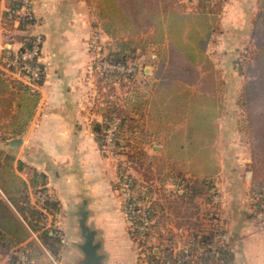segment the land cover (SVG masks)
I'll return each mask as SVG.
<instances>
[{"label": "crops", "instance_id": "crops-1", "mask_svg": "<svg viewBox=\"0 0 264 264\" xmlns=\"http://www.w3.org/2000/svg\"><path fill=\"white\" fill-rule=\"evenodd\" d=\"M6 9L7 0H0V29ZM32 10L41 25L20 29L13 21V31L19 36L4 44L0 41L1 59L20 48L19 37L37 31L44 35L40 99L25 133L19 136L20 146H8L6 154L14 155V166L23 163L17 173L27 183L41 173L44 183L39 182V187L57 196L54 212L42 208V203L37 206L47 216L45 227L51 225L50 234L59 239L57 257L53 256L58 264H85L91 249L100 264H147L150 250L157 256L161 249L148 243L141 250L132 237L113 188L117 170L103 157L104 152L96 155L100 147L90 131L91 121L101 120L98 108L88 106L90 42L107 39V35L93 24L96 16L86 0H32ZM257 12V0L223 3L219 41L210 42L218 53L211 54L210 68H201L193 80L153 75L152 50L140 56L147 60L142 70L148 86L144 123L152 133L150 152L161 162L177 165L187 177L212 178L219 214L211 222L229 235L227 264H264V231L249 219L252 191L264 189V151H258L260 139L252 134L259 124L249 119L244 104L247 85L255 84L258 77L246 68H235L239 51L252 42ZM3 46L9 50L5 55ZM260 109L261 105H255V112ZM206 130L214 135L204 142L196 140L194 150L174 149L191 141L184 137L187 132L196 138ZM84 146L91 147L90 153ZM28 194L32 198L31 187ZM168 226L162 227L168 230ZM39 244L46 255L48 250Z\"/></svg>", "mask_w": 264, "mask_h": 264}, {"label": "trees", "instance_id": "trees-1", "mask_svg": "<svg viewBox=\"0 0 264 264\" xmlns=\"http://www.w3.org/2000/svg\"><path fill=\"white\" fill-rule=\"evenodd\" d=\"M31 1V0H30ZM86 0L88 6L94 11L96 24L110 37L105 56L101 60L122 64L132 61L138 52L151 49L154 54L153 75L175 76L180 79L193 80L200 69L210 68V59L206 52L211 34L218 27V16L221 4L226 0ZM26 0H7V9L2 11V17H7L10 22L18 20L22 29L27 21L19 18L17 11L26 4ZM190 3V4H189ZM258 12L251 28L252 42L248 49V58L244 60L246 52L241 50L236 58L237 70L249 68L256 74L258 81L246 87L244 104L248 107V117L252 122L259 124L258 130L253 127L254 138L260 139L261 147L258 151H264V0H257ZM2 55L9 52L3 49ZM7 56V55H5ZM34 80L32 87L22 80L8 75L0 67V138L3 140L23 135L34 117L40 92L38 87L42 85L45 75L44 66ZM133 73L98 70L97 85L107 87L116 96V88L120 87L122 99L119 104L111 96L103 97L104 105L98 111L101 120H92L90 131L100 147H104L105 130L109 124L116 121L112 133L113 151L121 148L132 147L127 137H133L138 149V156L142 157L143 139L149 133L138 129L148 103L147 92H142L134 87L132 90H124L133 82ZM118 86H117V85ZM118 95V94H117ZM255 105H261V109L255 112ZM137 133V136L135 134ZM129 136H127V135ZM126 136V137H125ZM138 138V139H135ZM139 157V158H140ZM138 160V158H137ZM15 157L6 154L0 149V255L8 257L9 262L15 260L14 252L23 251L30 260L37 261L43 255L42 249L23 222L36 233L40 243L57 257L59 239L50 234L52 228L45 227L44 213L30 202L28 187L32 192L43 190L39 187L44 183L43 174H35L34 179L27 183L18 173L23 163L17 162ZM119 167V166H118ZM117 174L124 177V170L118 168ZM127 178H131L130 175ZM190 180V179H189ZM188 178H184L182 196H189L194 186ZM199 183L206 185L212 178H202ZM139 183L132 178L129 186L130 196L124 205V209L131 207L136 212L132 214L135 224L140 222L141 211L146 212L148 218L154 220V224L160 226L155 220L156 210L150 204H145V194H140ZM252 191L251 200L254 197ZM132 193L135 195H132ZM215 206L217 203H213ZM49 212L57 210V202L44 201L41 204ZM215 218H212V221ZM210 227L203 235L204 241L210 242L219 227L210 222ZM145 234V233H144ZM150 235L149 232L146 233ZM170 242V241H169ZM169 244L162 249L166 253ZM227 249L223 252L219 264H227L229 261ZM147 264H157L156 255L152 249L146 256Z\"/></svg>", "mask_w": 264, "mask_h": 264}, {"label": "rangeland", "instance_id": "rangeland-1", "mask_svg": "<svg viewBox=\"0 0 264 264\" xmlns=\"http://www.w3.org/2000/svg\"><path fill=\"white\" fill-rule=\"evenodd\" d=\"M195 1L196 0H190L188 2L195 3ZM31 6H32V3H31ZM222 6L223 4H221L220 13L218 16V27L211 34L210 40L206 47V50L209 49V52L207 51L206 52L208 54L210 61H212L210 58L211 54L218 53L216 51V47L211 45L212 43L210 42H213V40L219 41V37L217 36V34L220 31V27H221L220 24H222V16H221ZM92 22L95 25V23H97L98 21L95 18L94 21ZM2 23L4 24H2L3 28L0 29L1 44H4L5 42H9V39L11 37L19 36V33H16L13 31V26L7 17L2 18ZM41 24L42 22H40V20L33 24L27 23V24H24L26 26L23 27V29L24 28L26 29V27H30V25L32 27H37ZM96 26L98 27L97 24ZM35 34H42V37L44 40L43 33L39 31L31 32L25 36H21L19 37V40L22 39L21 40L22 42L24 41L26 42L31 37H33ZM106 37L107 39H103V40L98 39L97 43L94 42L95 39H93L92 43L90 42V44L92 45H91V48H89V50L92 52V55L91 57H89L88 64H87L88 68H86L87 70H89L87 73L86 86H87V97H88V102H89L88 106L92 108V110H95V107L96 109L97 108L99 109L100 106L104 105L103 97H106V96H111V98L115 99L119 104H121L122 102V100H120L122 98L116 97V96L123 94L120 87H115L116 88V96H115L114 94H112L110 90H108L107 87H100L99 89L97 85L98 70L95 69L94 66H95V63L101 60V58L105 56L106 54L108 43L111 41L109 36H106ZM6 47L8 48L9 45H7ZM3 48L4 46L1 47V49ZM248 49H249V43H247L242 48V51L246 52L245 54H247V55H244V60L248 58ZM147 51L149 50L138 52L136 57L132 61H129L127 63L129 65L134 66L135 71L132 76L134 79L133 82L130 83L131 84L129 85L130 87L125 86L124 90H127V88L132 90V88L136 87L138 88V90L142 92H145V91L147 92L148 86L147 84L143 83L144 77H143V70H142V66L147 62V60L145 59L146 58L145 56H142V59L140 58V56L143 53L144 54L147 53ZM236 58H235V62H236L235 68L237 70L238 63H237ZM246 70L248 74L252 71V70L250 71L249 68H246ZM83 78H84V75H83ZM138 129H141L142 131L149 133L148 136H146L142 142L143 144L142 150L144 152L143 155L141 154L142 157L137 155L138 149L134 148V146H136L135 144L136 141L132 139L133 137H127L129 138L128 143L131 144L132 147L129 148L128 146V147L121 148L120 150H118V152H114L113 146H109V144L105 141V138H104L105 145L104 147L99 146L100 149L96 150V155L101 157L100 151L104 152L103 157L109 158L107 162H109L110 164H113L116 170H118V168L121 171L124 170V174H125L124 177L118 176L114 180V184H113V188L118 192V195L120 197L119 206L123 213L125 211L124 205L126 201L128 200L127 193L129 192V186L131 185L132 178H135L136 182H138L140 185L139 186L140 194H145V197H144L146 201L145 204L146 205L150 204L156 210L155 216L157 217L155 218V220L158 222L160 226L169 225L166 234H162L160 230L155 231V233L153 234L150 233L149 236L145 235L144 238H142L141 236L142 234H135V235L131 234L134 240L137 241L138 246L142 248L141 250H143V247L144 246L146 247V244L149 243L151 244L150 246L160 247L162 251V249L165 248L166 244H169V246L174 244V240L171 237L172 231L170 233V226L172 227L188 226V227H193L194 229L200 230L202 232L204 231L207 232V228L211 226L210 220L212 218L218 217L215 214L217 215L219 214L217 210L218 207L213 204L214 201L212 200V196L215 195L217 191H216V186L214 185V183L213 185L215 188L214 189L211 188L212 187L211 180H209V182H207L206 185L203 183H199L201 181L200 179H194L192 177H187L186 175H184L185 171L182 170L181 168H178L177 165L161 162L160 160H158V158L154 157L155 155L152 156V153L150 152L151 150H153V148L151 147L152 133L148 130V127H146V124L144 123V116L141 119V125L138 127ZM211 135H214L212 134V131L206 130L205 132H198V136L196 138H193L192 133L187 132V134H185L184 137L185 139H188L191 137V141H187L188 143L184 144L181 148L177 146V148H174V149L187 150V151L194 150L195 149L194 146H196L194 145V142L196 140L200 142H204V141L211 139L212 137ZM135 136H137V133L135 134ZM135 139H138V138H135ZM9 140L10 139L3 140L0 138V149L4 151L10 150V148H8V146H10L8 145ZM176 145H177V142H176ZM11 148H15V147H11ZM84 149L88 153H90L91 147L84 146ZM78 154L81 155V153H78ZM91 154H94V152H92ZM128 175H130L131 178H127ZM184 178H188V180L190 179L189 181H191V183L193 184L195 188L193 189L192 193H189L191 195V198L189 196L181 195L183 192L181 191L182 190L181 186L184 185V181H183ZM205 178H208V177H205ZM40 191H44V192L47 191L54 199L51 202H58L57 196L53 191L45 189V188ZM37 192L38 191L36 190V192H33V194L35 195ZM132 195H135V193L134 194L132 193ZM129 196H130V193H129ZM29 199L30 201L32 200L30 195H29ZM33 202L31 203H33L36 207H38L37 206L38 203H41L38 201H33ZM45 218L47 219V216ZM49 218L50 216H48V219ZM47 221L48 220H46L45 222ZM23 223L24 225H26L25 222ZM48 227L50 228L51 225ZM31 237L35 239L38 245L40 246L39 241L37 240V237H36V233H32ZM148 248L149 247L147 246V250ZM42 252H43V255L41 256V258L38 259V262L34 261L33 264H54V262L58 264L57 261H55L56 259L51 255L49 251L48 252L50 256H48L47 254L45 255L44 254L45 251L43 249H42ZM51 258L54 260V262ZM0 264H10L8 257H4L3 255H0Z\"/></svg>", "mask_w": 264, "mask_h": 264}, {"label": "built area", "instance_id": "built-area-1", "mask_svg": "<svg viewBox=\"0 0 264 264\" xmlns=\"http://www.w3.org/2000/svg\"><path fill=\"white\" fill-rule=\"evenodd\" d=\"M26 2L27 3L17 11L19 18L27 21L28 24L38 22L39 20L35 17L34 11L32 10V1L26 0ZM15 21L19 22L18 20ZM43 42L42 34H35L28 41L22 42L17 51L8 54L6 57H1L0 67L8 75L18 78L26 84L35 87L33 82L42 69L40 59L43 52ZM94 42H96V39ZM94 68L102 71L106 70L124 73H132L135 71V67L132 65L116 64L104 60L97 61ZM116 121L117 120L111 122L104 133L105 141L109 146H112L111 138L116 126ZM245 174L248 176L250 173L249 171H246ZM182 186L181 191H183ZM127 196V198H129V192L127 193ZM32 199L33 201L41 203L54 200L47 191H38L35 195L33 194ZM212 200L217 202L219 200L218 195H213ZM250 205L252 208L249 216L250 221L257 226L258 230L264 231V189L255 192L253 199H250ZM124 210L128 230L131 234H142L141 236L144 238L147 232L153 234L155 231L160 230L162 234L167 233V229L155 225L154 220L148 218L146 212L141 211L140 222L135 224L132 219V214L136 211L131 207ZM25 226L32 234L33 232L30 228L27 225ZM171 231V234L174 237V244L169 246L166 253L161 252L156 256L157 264H219L223 252L228 247L229 235L224 230L215 232L210 242L204 241L203 235L205 232L193 230L187 226L172 227ZM46 254L50 256L47 251ZM14 256L15 260L10 264L34 263V261L30 260L23 251H15ZM54 264L56 263L54 262Z\"/></svg>", "mask_w": 264, "mask_h": 264}, {"label": "water", "instance_id": "water-1", "mask_svg": "<svg viewBox=\"0 0 264 264\" xmlns=\"http://www.w3.org/2000/svg\"><path fill=\"white\" fill-rule=\"evenodd\" d=\"M22 139L20 137L12 138L8 141V145L11 147H18L21 144ZM87 258L85 264H100L99 258L94 254L93 250L87 251Z\"/></svg>", "mask_w": 264, "mask_h": 264}]
</instances>
